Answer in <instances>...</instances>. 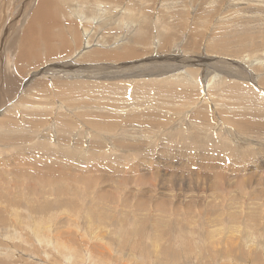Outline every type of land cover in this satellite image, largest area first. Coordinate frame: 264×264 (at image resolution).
I'll use <instances>...</instances> for the list:
<instances>
[{"label":"rangeland","instance_id":"rangeland-1","mask_svg":"<svg viewBox=\"0 0 264 264\" xmlns=\"http://www.w3.org/2000/svg\"><path fill=\"white\" fill-rule=\"evenodd\" d=\"M31 1L32 0H27L33 7L35 0H33V3ZM109 1L111 5L114 4L113 6L117 9L121 8V10L125 11L132 10L135 15L141 14L142 9L140 8L139 2L142 0ZM157 1H149L151 4L147 2L150 6L148 10L151 12V16L156 15L153 19H157V15H159L162 17V22H164L165 25L171 22V24L167 25L169 32L171 31L170 33H172V35L176 33V38L174 37V39H171L172 42L175 39V41L181 42L180 36L178 37V35H182L186 39V42H189L187 31H192L193 33L191 32V36H195L196 34L195 37L197 40L201 41L198 50L194 49L188 51V53L190 52L192 55L204 53L205 50L203 49L205 45L209 54L213 53L217 55L218 49L211 47L213 46L211 43L213 40L209 39L211 33L213 37L216 35L220 37L223 34L226 35L227 33H231L232 31L229 30H233L234 28L235 31L236 28H238L247 33L248 42H251V44L246 47L235 49V45L238 43L235 36L229 37V41H217L223 42L225 46L231 48V50L228 49L229 52L227 55L230 54L231 57L243 60V65L251 69L248 71H244L243 68L237 69L239 72L243 70L242 73H244V79L237 82H240V84L242 83L245 88H250L251 86L253 89L256 88V91L261 89V91L264 92V78L261 81L262 76L264 77V0H261V2L259 0L257 3L259 5H256V8L260 7L257 11L243 12V10L239 11V9L236 10L234 7V9L228 8L229 11L224 14H226L225 16H229V14L234 16V19L232 15L229 18L227 17L229 20L231 19L230 21L224 17V14H222L224 19L222 16H219L221 11L214 10V12L211 11V14L208 11H200V13L205 14L203 16L199 13L197 15L198 17L195 16L197 22L201 21L195 24L193 23L194 21L192 22V17H190V19L184 18V15L187 14L188 11H178L177 14L173 13L172 19H169V14H157L160 6ZM13 3H15V1ZM30 4H28L27 7ZM15 6L16 5L6 7L7 9L5 8V11H3L7 16L11 14L9 19L14 20V25L11 29V33L14 35L18 33L17 28L22 30V21H24L23 18L25 16L23 9ZM224 7L225 6H222L221 9ZM83 9H85L84 11L87 10L86 13L82 14V18L84 17L86 21L79 22L80 27L82 28V26L87 25L90 27L89 30L96 28L97 24L93 22L95 14L90 13L92 9L82 7L81 10ZM199 10L201 9H197L196 11L199 12ZM253 12L254 15L252 14ZM18 13L19 15H17ZM80 13L82 12L80 11ZM239 13L242 14L240 15ZM190 16H193L192 13ZM61 18L62 16H60V19ZM114 18L115 15L109 19L110 22H107V25H103V30L100 31V34L102 35L103 33L108 36H116V34H119L122 35V38L126 39L118 42H126L129 40V31L133 28H130L129 25L124 23L116 25V20ZM182 18H184V20ZM19 19L20 21L18 22ZM153 25L149 24L151 31ZM106 27L109 29H106ZM120 27H122V29L129 28L127 29L128 31L126 30L125 35ZM220 28L225 30L222 35L217 34ZM104 29L106 31H104ZM114 29H116L115 32ZM213 29L216 33L213 32ZM110 31L113 33H110ZM89 35L90 33L85 35V37ZM54 40L58 41L59 39ZM98 41L99 39H92L91 43H97ZM175 41L173 43H167V45L169 44L170 46L167 47V50H159L162 51L163 54L177 52L182 46ZM82 44L83 41L80 43V46ZM86 44L93 46V44ZM97 44H99V42ZM253 44L255 45L252 46ZM94 46L97 47L98 45ZM69 48L73 49V51L75 50L71 47H65L64 49H67L66 52H69ZM89 49L91 48H87L86 50ZM3 50H5V47L0 48V59L3 61H7L8 59L12 62L13 58L10 55L12 51H5V53H3L1 52ZM64 51L60 49L53 55H51L52 53L45 56L42 54L38 62L42 61L41 63H43V66L31 71L28 76L22 77L16 73L18 76V88L14 96L9 98L11 102L6 98L9 104H14L17 102V99L24 94L23 92V94L20 95V90L22 88L24 89V85L22 84H25L26 79L31 78L33 81H37L39 77V79H43L42 82L44 83V87L48 86L49 95H46L45 89H41L43 87H40L38 93L41 94L42 97H39L38 100L48 104L44 108L33 112L31 116L32 129L34 130V134L38 136H32L26 140L19 138L20 135L16 132L13 125H18V123L22 122L25 115L22 114L18 107H10L8 113L10 117L4 121L15 124L0 126V139L3 141L0 142V148H6V146L13 148L14 146L26 145L27 150L30 148L34 151L35 158L42 156L43 162H48L56 156L60 163L59 166L54 165L53 168H49L48 166L46 168H39V170L43 172L51 171L52 173L50 172L49 174L53 176L47 178L41 176L32 178L23 177L20 178L21 186L19 185L18 176H15L12 171L15 168L11 169V165H0V180H2V182L0 181L2 185L0 186V264H252V261L257 263L256 260H258V264H264V246L262 245L264 242V144L262 143L263 150H260L261 147L259 142L257 143L258 145L255 144L257 134L253 135V133H255L253 127L256 126L253 122H258L255 116H253L254 120H252L253 117L243 118L244 123L249 119L246 123L248 125L252 124L248 126V128L252 127L251 132V129L247 130L248 128L244 130L240 129L239 131L237 126L230 123L227 125L228 127H226V124H221L219 126V121L217 122L215 120L211 121V127L203 126L204 128H211V131L215 134L212 135L205 129L210 139L216 136L214 138L215 142L209 145L211 148L213 146L214 150L212 148L211 152V148L205 146L206 149L202 151V153L206 154L210 151L208 155H211L212 159H210L211 163L208 165H202V163L196 160L197 158H189L186 153L190 156L191 151H184L180 154L179 152L167 148L170 143L173 142L172 138L176 142L179 141L180 143H184L185 139H188V136L194 133L191 131H195L196 124L192 123L193 126L189 122V118H186L187 116L183 114L184 111L188 109L187 107L183 108V115L176 116L174 119L176 123L175 121L172 122L180 127L183 126V131L176 133V130L172 129L170 132H174L173 134L169 133L167 135L164 134L163 131H161L160 134L157 133L153 136L155 148L151 151L144 152L143 150L146 148L144 147L142 150V152L146 154L143 155L142 152H138L136 155L135 153L119 150L115 153L113 152L111 155L107 153L106 150L101 151V154L103 153L102 158H105V155L114 156L111 158V161H116V163H118H110L116 165V167H120V165L123 167L122 170H124V173L121 176L116 169L111 168V170H108L107 168H102V166L104 167L106 165L101 163L103 162L101 157L96 156V154H94V156L90 150H84L89 153V157L87 154L84 155L83 153H72V155H74L73 158L76 156V159L82 161L81 163L69 161L66 155L65 158L62 159L61 153L58 152L61 151L63 153L62 146H56L53 140L61 135L64 127V113H68V111L65 110L64 112V102L61 100L62 96L57 94L59 83L56 82V79L63 78L62 76L69 77V75L70 77H72V75H74L73 77H78L77 74L81 75L82 72L77 73L76 71H72L73 74L71 71L68 73L66 71V73H61L63 70L58 71V68H54L49 70L51 71L50 75V73L41 70L45 69V65L49 64L47 60L48 57H53L54 61L50 62V64L57 67L58 63H60L58 61H61L63 58L62 56L65 54H63ZM75 51L78 52V50ZM221 51L223 50L219 52ZM2 56L4 58H2ZM184 58L187 57L184 56ZM135 59L128 62H135ZM179 59L181 62L179 61L178 63L173 61L174 59L171 61H173L174 64H183L184 62L182 63L181 57ZM253 62H256V65L258 63V65L250 64ZM156 63L158 67L166 62L158 61ZM247 63L248 66H246ZM188 68L195 75L197 81L203 82L210 77L218 79V77L213 76L211 68L209 67L208 69V66L204 67L200 60L196 63L191 62ZM123 69L124 70H118L117 68H113L109 69V72L101 70L102 72L100 71L99 74L93 72L92 75H87L85 77L79 76L78 78L94 85L114 84L117 86H126L134 84L133 79H130L134 71L127 72L128 70L125 68ZM54 72L57 73V75L54 74ZM45 73H48V76ZM104 74H108V76L111 77L105 78L102 76ZM159 74L160 76L162 75L161 73ZM253 74L258 75L257 79L253 78ZM43 75H45V77ZM228 78L229 77H227V79ZM22 79H24V81H22ZM79 79L68 80L72 81ZM46 80H49V82L46 83ZM145 80L147 82L151 81L150 79ZM227 82H233V80L228 79ZM196 87H198V85ZM32 90L33 89H31V92ZM177 90L183 91V94L177 99L179 103L193 102L196 104H210L216 102V92L220 91H215V87H212V93L208 96H203L198 94V90L195 92H188L182 87ZM147 94L148 98L153 101L151 105H147L149 112L153 115V118L147 121L148 126L152 121L159 119L156 115L164 120H166L164 118L166 115H172L168 113V110L164 111V108L169 109L171 107V109H176L172 106L174 103H168L167 101L173 97L172 94L167 93L170 97H165L159 95L157 92L153 93V90H149ZM33 98L37 99V97ZM253 102L254 101L244 102L247 104L245 106L247 111H253L249 104H253L252 106L255 105L256 108L259 107L258 103L255 104V102ZM254 111L256 110L254 109ZM178 116L181 117L178 119ZM55 119L59 121H55ZM181 119L186 120L182 122ZM203 121L204 120H201V122ZM175 124H173V126ZM169 125L165 126L168 130L170 127H173ZM78 126H81V124ZM192 126L193 129H190ZM217 127L218 129L214 132V128ZM75 129L76 131L73 136L75 134H79L80 136L79 140L73 143L79 147L82 141V132L84 128H81L82 131L77 130V125H75L73 130ZM156 129H147L145 134L147 135V133H149L147 131L154 134ZM246 130L250 133L248 134ZM218 131L220 132L218 133ZM117 132L119 131L106 134V137L110 135H115L116 137L120 136V133ZM217 135L218 139L224 142L217 140ZM220 135H222V137ZM235 136H237V138ZM146 137L149 136H143V138L147 139ZM244 137L247 141L244 140ZM203 138L207 140L206 137ZM88 139L90 140V138ZM238 140L240 142H238ZM261 140L259 139L261 142L264 141V139ZM38 141L43 142L46 148H38ZM167 141L168 144H165ZM224 143L227 145L222 146ZM163 145H165V147ZM243 145L244 147H242ZM245 148L249 150L247 151ZM11 150L12 149H9V151ZM27 150H25V153H27ZM9 151H6V157H10L11 154L15 152L12 151L10 153ZM164 152L167 153V158H165ZM170 152H174L173 155L170 154ZM141 155L148 158V163L140 160L141 158L139 159ZM1 156L3 155L0 152V159L2 158ZM118 156L120 159L117 160L115 157ZM220 159L223 161H220L221 163L218 164L216 161ZM25 160L27 161L28 158ZM134 161L138 163L139 167L132 166L135 164ZM146 163H151V167L141 169L140 166L143 164L146 165ZM19 165L24 168L27 167L32 169L30 164L24 163V160L20 161ZM13 166L14 165H12V167ZM54 167H58L56 171H54ZM211 169L214 170V172L211 171ZM218 173H221V175L216 176ZM223 173H225V175ZM125 175L129 179H125ZM14 179H18V182ZM29 184L33 186V188H31ZM10 193L13 194L11 195ZM139 201H143L145 206H139L137 204ZM32 204L35 211L30 207ZM138 215H140V217ZM221 223H223V225ZM260 227H262V229ZM11 228L12 230H10ZM204 235H206V237H204ZM224 248H226L225 251H223ZM169 250L177 253V257L172 256ZM257 253H259L258 257L256 256ZM213 254L216 256L214 255L215 257H212Z\"/></svg>","mask_w":264,"mask_h":264},{"label":"bare ground","instance_id":"bare-ground-1","mask_svg":"<svg viewBox=\"0 0 264 264\" xmlns=\"http://www.w3.org/2000/svg\"><path fill=\"white\" fill-rule=\"evenodd\" d=\"M11 1H13V0H0V48L5 47V50L1 51L3 53H5V51H8V52L12 51L11 52L12 54H10V53L9 54L13 58L12 62L9 61L8 59H7V61H3L0 59V126L5 125V124H9V125L15 124V123H9L8 121H4V120L7 119L8 117H10V116H8V113L10 111V107H18L20 109V111L22 112V114L25 115L22 122L18 123V125H13L16 132L20 135V137H19L20 139L26 140L28 138H31L32 136H35V137L38 136L37 134H34V130L32 129L31 116H32L33 112H36L37 110L44 108L48 104V103L41 102L38 100L39 97H42L41 94L38 93V91H40L39 90L40 87H43L41 89H45L44 91L46 92L45 93L46 95H49V92H48L49 89H48V86L44 87V85H43L44 83L42 82L43 79H39L40 77L38 78L37 81H33V80H31V78H28L25 80V84L24 83L22 84V85H24V89L23 88L21 90L19 89L20 95H22L24 92L23 96L20 97L19 99H17V102H15L14 104H11V103L9 104L7 102V100H9V98L14 96V94L18 88V76H17V74L21 75L22 77H24L26 75L28 76V74L31 71L36 70L39 67L43 66L42 65L43 63H41L42 61L38 62L39 58L42 54L45 56L49 53L50 54L52 53L51 55H53V54L57 53L60 49H62L64 51L65 47H71V48H74L75 50H78V52H76L75 50L73 51V49H70V48H69L70 51L66 52L67 51V49H66L63 52V54L65 53L62 56L63 58L61 59V61H58L60 63H58L57 67H55V65L50 64V62L54 61L53 57H51V58L48 57L47 60H48L49 64L47 63L48 65H45L46 66L45 69H43L41 71H46V72L50 73L51 71H49V70H52L54 68H56V69L58 68V71L63 70L61 73H64V72L66 73V71H67V73L69 71H71V72L76 71L77 73L82 72L81 75L76 73L78 77L79 76L85 77L87 75H92L93 72L99 74L101 70H104V72L105 71L109 72V69L117 68L118 70H124L123 68H125L126 70H128L127 72L134 71V73L131 72L132 76H130L131 77L130 79H133L134 84H129L126 86H122V85L117 86L114 84L94 85V84L88 83L87 81L85 82L83 80H80L78 77H73L74 76V75H72L73 72L71 73L72 77H70V75H69V77L68 76L67 77L62 76L63 78H66V79H63V78H57L56 79L57 80L56 82L59 83L57 94L58 95L60 94L62 96V98L61 97H59V98H61V100L64 102V112H65V110L68 111V113H64V127H63L61 135L57 136V139L53 140V143L56 146H62V151L64 154L61 151H58L61 153L62 159L65 158V155H66L69 161L74 162V163H81L82 161L80 159H76L77 158L76 156H75V158H73L74 155H72V153H76V154L83 153L84 155L87 154L89 157V153H87L85 151L90 150L93 155L96 154V156L101 157V160L103 161L101 163H104L106 165L104 167L102 166V168H107L108 170H111V168L116 169L117 171H119V174L121 176L124 173V170H122L123 167H121V165H120V167L119 166L116 167V165H112L110 163V162L116 163V161L115 162L111 161V158L114 156H110V155L106 156L105 155V158L104 157L102 158L103 153L101 154V151L106 150L107 153H110L111 155L113 152L115 153L119 150L125 151V152H130V153H135L137 155L138 152H140V153L142 152L144 147H146L143 150L144 152L151 151L152 149L155 148L153 136H155L157 133L160 134V132L163 131L164 134L168 135L169 133H171L170 131L172 129H175L176 133L177 132L180 133L181 131H183V126L180 127V126L176 125L175 124L176 121L174 119L176 118L177 115H181L183 113L184 107H187L188 109H186L183 114L185 116H187L186 118H189V120H190L189 122L191 124L192 123L196 124L195 125V131H191L194 133H192L191 136H188V139H185L184 143H180L179 141L176 142L172 138L173 142L170 141L171 143H170L169 147H167V148H170L171 150L179 152L180 154H182L184 151H191L190 156L188 155V153H186V155L189 158H194V159L197 158L196 160L199 163H202V165H208L211 163L210 159H212L211 155H208V153L210 151L212 152V148H213V146L211 148L209 145H212L215 142L214 138L216 136H214L213 139L212 138L210 139L208 134L206 133L205 129H207L212 135H215V134L211 131V128L208 129V128H204V127L205 126L211 127L212 126L211 121L215 120L217 122L219 121V126L221 124L222 125L226 124V127H228L227 125H229V123H230V124L237 126V129L240 131V129L244 130L245 128H248V126L252 125V124L248 125L246 123V122H248L249 119L247 121L245 119L246 122L244 123L243 118H245V117L250 118V117L255 116V119L258 121L257 123L253 122L254 124H256V126L253 127L254 128L253 130L255 132V133H253V135L257 134V136L255 135L256 136V138H255L256 143L255 144H257L259 142V145L261 147L260 150L261 149L263 150L262 143L264 144V141L261 142L262 141L261 139H264V136H262V135H264V92H262L261 89L256 91V88L253 89V87H251V86H250V88H245L242 83L240 84V82H237V81H242L241 79H244V73H242L243 70L248 71L250 68H246L243 65V63H244L243 60L235 58V57H231L230 54L227 55L229 52L228 49L231 50V48L225 46L223 44V42L217 41V40L229 41V37L235 36L237 38V42H238L235 45V49L246 47V46L251 44V42H248V34L247 33L239 30L238 28H236V31H235V28L233 27L234 28L233 30H229V31H232L231 33H227L226 35H224V34L222 35L223 31H225V30H223V28H220L219 32H217V34L222 35V36L218 37L216 35L215 37H213V36H211L212 33L209 35V37H210L209 39L213 40V41H211V43L213 45L211 47L212 48L215 47L216 49H218L217 55L213 54V53L209 54L207 52V47H205L206 45L204 46V49H203V50H205L204 53L199 54V53L194 51L197 54L192 55L190 52H189L190 53L189 54L188 51H191L194 49L198 50L200 47L201 41L197 40V38L195 37L196 34H195V36L193 35L194 37L191 36L192 31H189V32L187 31V33H188L187 37L189 39V42L188 41L186 42V39L182 35H178V37L180 36L181 42L175 41L176 39L173 40V42L175 41V42L179 43V45H181L182 47L179 50H177V52H175V53L170 52L171 54H163L162 51L167 50V47L169 46V44L167 45V43L172 42L171 39L172 38L174 39V37L176 36L175 35L176 33L174 35H172V33H170L171 31L169 32V28L167 27V25L171 24V22H169L165 25L164 22H162L161 16L157 15V17H158L157 19H153V17H156V15L151 16V12L148 10V9H150V6H149L150 2L149 1L154 2L157 0H142L141 2H139L140 6H141L140 8L142 10H141V14H136V15L133 14L132 10L125 11V10H121V8L117 9L116 7L113 6L114 4L111 5V2L109 0H91V1H84V0H35L33 7L31 6V4L29 2H27V0H14L15 3H13L14 1L13 2H11ZM31 2L33 3V0ZM113 2H114V0H113ZM147 2H149V3H147ZM157 2H159V5H160L159 10L157 9L158 10L157 14H162V15H168L169 14L170 15L169 19H172L173 13L177 14L178 11L179 12H184V11L187 12L188 11L187 14H185V15L183 14L184 18L190 19V17H192L191 19H193L192 22L194 21L193 22L194 24L201 22V21L197 22L196 18H195V16H197L200 13V11H205V12L208 11V12H210V14H211V11L214 12V10L221 11L219 14V16L221 17L222 14L227 13L229 11L228 8L234 7V8H236V10L237 9H239V11L243 10V12H245V11H247V12L248 11L249 12L257 11V9L260 8V7L256 8L259 5V4H257L259 2V0H158ZM260 2H261V0H260ZM27 3L30 4L28 7H27V5H28ZM14 5H16L15 7H20L21 9H23V12L25 14V16L23 18L24 21H22L23 28L21 27L22 30L17 28L18 33L16 35L11 33V29L14 25L13 24L14 20L9 19V16L11 14L9 16H7L3 12V11H5L6 7H9V6L12 7ZM104 6H105V8H104ZM222 6H225V7L223 9H221ZM82 7H87V8L92 9V10H90V13L95 14V16L93 18V20H94L93 22L97 24L96 28H92V30H89L90 27H88L86 24H85L86 26H82V28L80 27L79 22H85L86 21L84 17L82 18V14L86 13L87 10L86 11H84L85 9L81 10ZM197 9H201V10H199V12H197L196 11ZM80 11L82 13H80ZM262 12H263V10H262ZM191 13L193 16H190ZM155 14H156V12H155ZM200 14H202V13H200ZM204 14L205 13H203L202 15L204 16ZM239 14L241 15L242 13H239ZM252 14L254 15V12ZM17 15H19V13ZM113 15H115L114 19L116 20V25L124 23L126 25H129L130 28L131 27L133 28L132 30L129 31V37L127 36L129 40H127L126 42H118L120 40L126 39V38H122V35H119V34H116V36H113V35L108 36L107 34H103V33H102V35L100 34V31L103 30L102 29L103 25H107V22H110L109 19ZM225 15L226 14H224V17L226 19H228L229 17H231L232 14H229V16H225ZM1 16H3V17H1ZM60 16H62L61 19H60ZM200 17H201V15H200ZM184 18H182V19L184 20ZM222 18H223V16H222ZM232 18L234 19L233 15H232ZM8 19H9V22H8ZM19 21H20V19L18 20V22ZM149 24H151V25L154 24L152 26V31L150 30ZM178 24H179V22H178ZM111 28H113V27H111ZM120 28H121L124 35H125L126 30L129 29V28H123L122 29V27H120ZM106 29H109V28L106 27ZM200 29H201V27H200ZM115 30L116 29H114V32H115ZM104 31H106V30L104 29ZM111 32L112 31H110V33ZM213 32H214V29H213ZM88 33H90V35L85 37V35H87ZM214 33H216V32H214ZM54 39H59V40L57 41ZM92 39L93 40L99 39V41H98L99 44H97L98 42L95 43L96 41L91 43ZM59 41H60V44H59ZM82 41H83L84 45L82 44L80 46V43H82ZM86 43H88V44L95 43V44H93V46L92 45L89 46ZM214 44H216V45H214ZM94 45H96V46L98 45V46L95 47ZM254 45L255 44H253L252 46H254ZM87 48H91V49L86 50ZM159 49L162 51H160ZM220 50H223V51L219 52ZM192 53H193V51H192ZM59 54H61V53H59ZM220 55H222V56H220ZM169 56H172V57H169ZM184 56L187 58H184ZM174 57H176L177 59ZM180 57H181L182 63L183 62L184 63L183 64H174L173 61L178 63L180 61V59H179ZM2 58H4V57L2 56ZM134 59H135V62H128V61H131ZM172 59H174V60L171 61ZM199 60L201 61V63H203L204 67L208 66V69L210 67L212 70L213 76L218 77V79L210 77L209 79H207L203 82L197 81L195 79V75L192 73L191 70H189L188 66L191 65V62L196 63ZM244 60H247V59H244ZM158 61H162V62L164 61L166 63L157 67L156 62H158ZM248 62H250V61H248ZM255 63L256 62H253L250 64H255ZM257 65H258V63H257ZM130 66H132V67H130ZM246 66H248V63ZM240 68H243V70L242 71L240 70V72L237 71V69H240ZM131 73H129V74H131ZM159 73H161L162 75L160 76ZM251 73H252V71H251ZM54 74L57 75V73H55V72H54ZM40 75H41V73H40ZM50 75H51V73H50ZM253 75H254L253 78L257 79L258 75L257 74H253ZM43 76L45 77V75H43ZM102 76H104L105 78L111 77V76H108V74H104ZM33 77H34V75H33ZM51 77H53V76H51ZM227 77H229L228 79H232L233 82H227V80H228ZM49 78H50V76H49ZM263 78L264 77L262 76L261 81L263 80ZM24 79H22V81H24ZM68 79H79V80H72V81H74V82H72V81H69ZM145 79H150L151 81L147 82ZM152 79H157L158 81L152 80ZM220 79H222V80H220ZM48 82H49V80H46V83H48ZM246 82H248V81H246ZM251 82H252V80H251ZM256 82H255V84H256ZM197 85H198V87H196ZM180 87H182L185 91H188V92H195L196 90H198V94L203 95V96L210 95L212 93V87L213 88L215 87V91H219V90L220 91L216 92V95H215L216 102H214V103H210V104H196L193 102L179 103V101H177V99L183 94V91L177 90ZM31 89H33L32 92H31ZM149 90H151V91L153 90V93L157 92L159 95L165 96V97H170L167 95V93L172 94L173 97L167 101H168V103H174L172 106H174V108H176V109H171V107L169 109L164 108V111L168 110V113L172 114V115H166L164 117L167 121L164 119H160L161 117L156 115V117H158L159 119L152 121L148 126L147 121L149 119L153 118V115L149 112L148 107H147V105H151V103L153 102L148 98L147 92ZM30 92H31V94H30ZM33 97H37V99H34ZM6 98H8V99L6 100ZM13 98H15V97H13ZM249 101H251V102L254 101L255 104L258 103L259 107L256 108L255 105L252 106L253 104H249V105H251V109L253 111H247V109H245V106L247 104H245L244 102H249ZM161 102H163V101H161ZM254 109L256 111H254ZM253 112H254V114H253ZM180 117L181 116H178V119ZM185 120L186 119L182 120V122ZM201 120H204V121L201 122ZM252 120H254V117ZM55 121H59V120L55 119ZM174 121H175V123H172ZM79 124H81V126H78ZM169 124L172 126H173V124H175V125L173 127H170V129L168 130L165 126H167ZM75 125H77V130H81L82 127L84 128V130L82 132V141H81L79 147L74 145V143H73L74 141H78L79 136H80L79 134H75L73 136L74 132L76 131V129L73 130ZM193 126L190 129H193ZM150 128L151 129L157 128V129L155 130L154 134H151L150 131H147L150 134L147 133V135H146L145 134L146 130L147 129L149 130ZM251 128H248L247 130H250ZM217 129H218V127L214 128V130H215L214 132H216ZM226 129H225V131H226ZM114 131H119L117 133H120V136L116 137L115 135H110V136L106 137V134L113 133ZM251 131H252V129L250 130V132ZM91 132H92V134H91ZM219 132L220 131H218V133ZM243 132L246 133L245 131H243ZM250 132H248V134ZM173 133L174 132H172L171 134H173ZM94 134H96V135H94ZM143 136H149V137H146L147 139H145V138H143ZM220 136L222 137V135H220ZM237 136H235V137L237 138ZM96 137L99 138L100 141ZM203 137H206L207 140H205ZM241 137H239V138H241ZM88 138H90V140ZM86 139H88V140H86ZM216 139L219 140L218 135H217ZM259 139L261 141H259ZM244 140L247 141L246 138ZM219 141H223V140L220 139ZM0 142H3V141L0 139ZM238 142H240V141L238 140ZM166 143L168 144V141L165 142V144ZM225 145H227V144L224 143L222 146H225ZM163 146L165 147V145H163ZM205 146L206 147L209 146L211 148L210 151L207 148L209 151V152L205 151V152H207V154L202 153V151L206 149ZM239 146H241V145H239ZM254 146H256V145H254ZM37 147L40 149H44V148H46V145L43 142L38 141ZM242 147H244V145ZM9 149H12V150L9 151ZM25 150H27L26 145L14 146L13 148H9V146H6V148H0V152L3 155V156H1L2 158L0 159V165H4V166L11 165V169L15 168L12 171L14 172L15 176H18L19 185L21 182L20 178H23V177L32 178V177H36V176H41L43 178H47V177L53 176V175L49 174L51 171L43 172L42 170H39V168H46L47 166L49 168H53L54 165L59 166L60 162L57 160L56 156L53 159L49 160L48 162H45V161L43 162L42 156H39L36 158L34 157L35 153L32 149L29 148L27 150V153H25ZM213 150H214V148H213ZM245 150H247V149L245 148ZM6 151H9L10 153L12 151H15V152L13 154H11L10 157H6V154H7ZM218 151H220V150H218ZM144 152H142L143 155L146 154ZM130 153H128V154H130ZM164 153H165L164 154L165 158H167L168 157L167 153L166 152H164ZM173 153L174 152H170V154H172V155H173ZM14 154H16V155H14ZM93 155H90V156H93ZM143 155L139 156V159L141 158L140 160L148 163V158H146V156L143 157ZM26 158H28L27 161L25 160ZM115 158H117V160L120 159L119 156L115 157ZM225 158H223V159H225ZM23 160H24L25 164H30V167H32V169L27 168V167L26 168L21 167L19 165V162L23 161ZM186 160H188V159H186ZM191 160H193V159H191ZM213 160H214V158H213ZM94 161H95V159H94ZM220 161L222 162L223 160L220 159L219 161H216V162L218 164H220L221 163ZM49 162H51V163H49ZM91 163H92V161H91ZM147 163H146V165L143 164L142 166H140V168L141 169H147V168L151 167V163L150 164H147ZM12 165H14V166L12 167ZM132 166L139 167L138 163H136V162ZM211 167H213V166H211ZM56 168H58V167H54V171H56ZM7 169H8V167H7ZM211 171L214 172V170H212V169H211ZM231 171H232V169H231ZM220 172H221V170H220ZM222 172H224V171H222ZM142 173H146V172H142ZM225 173H226V171H225ZM225 173H223V174L225 175ZM201 174H202V172H201ZM114 175H116V174H114ZM219 175H221V173L216 174V176H219ZM124 178L129 179L128 177H126V175ZM18 179H16V180L14 179V180L16 182H18ZM0 181L2 182V180H0ZM15 181H14V183H15ZM0 186H2V185L0 184ZM29 186H30V184H29ZM30 187L33 188V186H30ZM8 190H9V188H8ZM70 190H69V193H70ZM72 190H73V188H72ZM92 192H93V189H92ZM10 194L12 195L13 193H10ZM15 197H17V196H15ZM3 199H5V198H3ZM28 203H29V201H28ZM137 204L139 206H143V205L145 206V203L143 201H139ZM30 207L35 211L33 204L30 205ZM187 207H189V206H187ZM134 215H136V214H134ZM138 216L140 217V215H138ZM201 224H200V226H201ZM221 224L223 225V223H221ZM260 228L262 229V227H260ZM10 230H12V228ZM37 236L40 237L39 235H37ZM50 237H51V235H50ZM204 237H206V235H204ZM262 245L264 246V242L262 243ZM225 249L226 248H224L223 251H225ZM62 252H64V251H62ZM169 252L172 254V256L177 257V253H174V251L172 252L171 250H169ZM217 252H218V250H217ZM262 253H263V251H262ZM258 254L259 253H257V255H256L257 257H258ZM214 255L215 254H213L212 257L216 256V255L215 256ZM221 255H222V253H221ZM210 256H211V254H210ZM225 256H226V254H225ZM256 261H257V263L255 261H252V264H258V260H256ZM157 264H159V263H157Z\"/></svg>","mask_w":264,"mask_h":264}]
</instances>
